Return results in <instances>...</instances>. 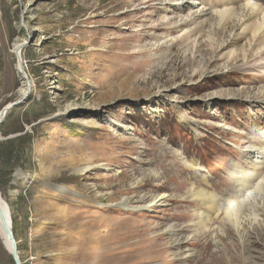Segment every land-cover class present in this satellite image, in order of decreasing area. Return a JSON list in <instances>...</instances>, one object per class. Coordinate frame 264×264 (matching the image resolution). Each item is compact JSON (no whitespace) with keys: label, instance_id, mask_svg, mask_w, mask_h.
I'll use <instances>...</instances> for the list:
<instances>
[{"label":"rangeland","instance_id":"rangeland-1","mask_svg":"<svg viewBox=\"0 0 264 264\" xmlns=\"http://www.w3.org/2000/svg\"><path fill=\"white\" fill-rule=\"evenodd\" d=\"M157 2L0 0V111L22 96L15 42H27L32 84L0 126V196L21 264H264L261 221L235 230L220 209L196 227V210L209 208L191 197L198 178L184 165L196 163L218 204L232 193L230 161L252 170L249 142L262 129L250 118L264 103L238 90L255 74L220 62L207 73ZM161 89L175 99L151 104ZM0 264H14L1 237Z\"/></svg>","mask_w":264,"mask_h":264},{"label":"bare ground","instance_id":"bare-ground-1","mask_svg":"<svg viewBox=\"0 0 264 264\" xmlns=\"http://www.w3.org/2000/svg\"><path fill=\"white\" fill-rule=\"evenodd\" d=\"M159 2L165 3L166 7L162 10L164 12L158 13L157 17L164 24V27L167 28L168 26L169 32L176 34L175 39L181 41V44L184 45V51H189V55L199 59L198 61L203 63L204 70L209 74L215 71V66L219 62L229 70L239 69L244 71V74L248 72L255 74L253 76L255 85L252 86L251 90H238V93L242 94V99L249 106L264 103V85H256V83L264 81V0H217L212 5L203 0H159ZM165 11L170 13L166 14ZM22 45L23 42L13 44L14 55L20 59H17L16 71L21 82V95L28 92L32 85L22 64ZM163 97L173 102L175 93L169 95L162 89L158 90L152 96L151 104H157L158 99ZM251 117L250 124L254 128L260 127L262 132L259 133L260 138L252 139L251 143L249 142L248 149L259 160L254 162L250 159L248 165L252 167L251 171L242 169L243 164L241 162L233 163L230 161L231 174L234 176L232 193L229 197H221V204H218V199L213 192L201 184L202 182L206 185L207 180L195 175L196 163L192 161L184 164L193 178H198L196 183H191L192 189L189 190L191 197L200 199L209 208V212L201 209L196 210V220L193 222L196 227L206 230L211 216L218 217L220 209L224 211L221 218L228 220L235 230L239 226L242 227L241 223L246 222L247 219L264 223V115L263 118ZM187 122L193 127L196 126L193 120ZM109 123L111 126L116 125L114 120H109ZM117 126L122 132L131 130L124 124ZM238 152L243 157L249 156V153ZM91 168L90 165L85 166L80 172L85 171L84 175ZM163 198H166L165 194L156 195L152 201L148 202V205L139 206L138 209L142 210L150 204L162 202L161 199ZM0 206L5 212L7 211V216L10 218L8 206L1 196ZM3 235L0 225V237L4 242L5 237Z\"/></svg>","mask_w":264,"mask_h":264},{"label":"water","instance_id":"water-1","mask_svg":"<svg viewBox=\"0 0 264 264\" xmlns=\"http://www.w3.org/2000/svg\"><path fill=\"white\" fill-rule=\"evenodd\" d=\"M27 45V42H25L22 47L24 48ZM19 56V54H17ZM16 59L20 60L19 57H17ZM20 62V61H19ZM30 87V86H29ZM30 90L28 92H26L25 94H22V96L20 97V99L14 101L13 103H11L9 106L4 107L1 111H0V126L3 122L4 115L6 112L11 111L13 108H16L22 104H24L26 102V99L28 97V95L30 94ZM3 207L0 206V225L2 227L3 230V236L5 237L4 239V245L5 248L8 252V254L10 255L11 259L13 260L14 264H21V261L19 259V252H18V247H17V242L16 239L14 237V233L12 230V223L10 218L7 216V211L5 212L3 209Z\"/></svg>","mask_w":264,"mask_h":264}]
</instances>
